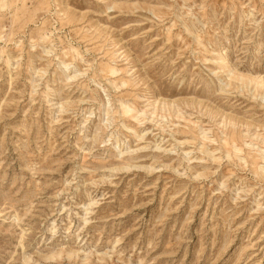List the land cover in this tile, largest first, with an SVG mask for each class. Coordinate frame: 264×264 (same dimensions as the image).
<instances>
[{
  "label": "rangeland",
  "instance_id": "1",
  "mask_svg": "<svg viewBox=\"0 0 264 264\" xmlns=\"http://www.w3.org/2000/svg\"><path fill=\"white\" fill-rule=\"evenodd\" d=\"M0 264H264V0H0Z\"/></svg>",
  "mask_w": 264,
  "mask_h": 264
}]
</instances>
